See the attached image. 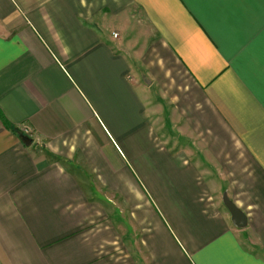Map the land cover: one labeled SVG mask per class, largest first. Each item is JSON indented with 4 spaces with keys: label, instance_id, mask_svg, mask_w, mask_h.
<instances>
[{
    "label": "crops",
    "instance_id": "0c3cea01",
    "mask_svg": "<svg viewBox=\"0 0 264 264\" xmlns=\"http://www.w3.org/2000/svg\"><path fill=\"white\" fill-rule=\"evenodd\" d=\"M0 264H264V0H0Z\"/></svg>",
    "mask_w": 264,
    "mask_h": 264
},
{
    "label": "water",
    "instance_id": "95a60500",
    "mask_svg": "<svg viewBox=\"0 0 264 264\" xmlns=\"http://www.w3.org/2000/svg\"><path fill=\"white\" fill-rule=\"evenodd\" d=\"M23 140L26 143L30 142V138L24 135ZM223 203L230 212L231 221L237 227H244L247 223L246 215L242 210H240L227 196H223Z\"/></svg>",
    "mask_w": 264,
    "mask_h": 264
},
{
    "label": "rangeland",
    "instance_id": "374dc122",
    "mask_svg": "<svg viewBox=\"0 0 264 264\" xmlns=\"http://www.w3.org/2000/svg\"><path fill=\"white\" fill-rule=\"evenodd\" d=\"M91 177V176H90ZM91 179H92V177H91ZM97 197H98V194H97ZM103 200H105L104 198H103Z\"/></svg>",
    "mask_w": 264,
    "mask_h": 264
},
{
    "label": "built area",
    "instance_id": "2783aa9c",
    "mask_svg": "<svg viewBox=\"0 0 264 264\" xmlns=\"http://www.w3.org/2000/svg\"><path fill=\"white\" fill-rule=\"evenodd\" d=\"M24 131H25V132H27V130H26V129H24Z\"/></svg>",
    "mask_w": 264,
    "mask_h": 264
}]
</instances>
